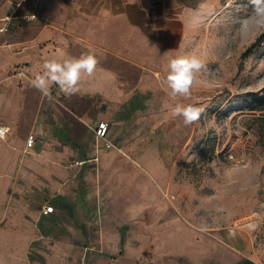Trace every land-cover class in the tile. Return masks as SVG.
Instances as JSON below:
<instances>
[{
  "label": "crops",
  "instance_id": "0c3cea01",
  "mask_svg": "<svg viewBox=\"0 0 264 264\" xmlns=\"http://www.w3.org/2000/svg\"><path fill=\"white\" fill-rule=\"evenodd\" d=\"M195 2L0 0V23L11 16L0 35V126L8 128L0 135V264H108L97 252H122L125 227L118 239L109 218L123 213L107 212L103 203L123 192L112 170L120 154L107 144L114 140L109 123L144 111L153 81L170 59L184 56ZM88 52L98 65L78 93L66 96L52 85L49 98L30 86L46 61ZM102 121L106 138L95 131ZM134 161L162 196L150 200L159 217L170 186L151 161ZM46 205L54 211L44 214ZM229 232L233 264H260L243 236Z\"/></svg>",
  "mask_w": 264,
  "mask_h": 264
},
{
  "label": "rangeland",
  "instance_id": "374dc122",
  "mask_svg": "<svg viewBox=\"0 0 264 264\" xmlns=\"http://www.w3.org/2000/svg\"><path fill=\"white\" fill-rule=\"evenodd\" d=\"M195 5L183 54L206 68L197 74L191 96L168 95L166 67L153 81L144 111L109 123L120 154L112 170L123 192L103 203L107 212L123 213L109 220L118 239L125 227V237L122 252H97L108 264L124 258L127 264H233L238 256L228 241H236L230 230L264 264V111L253 109L264 94V39L249 49L264 28L255 25L249 0ZM177 103L204 112L185 126L182 117L170 115ZM140 158L151 161L170 186L159 217L150 200L162 196L149 189L146 171L134 161ZM128 178L133 195L127 193Z\"/></svg>",
  "mask_w": 264,
  "mask_h": 264
},
{
  "label": "clouds",
  "instance_id": "9594fccd",
  "mask_svg": "<svg viewBox=\"0 0 264 264\" xmlns=\"http://www.w3.org/2000/svg\"><path fill=\"white\" fill-rule=\"evenodd\" d=\"M249 3L252 6L255 25L264 28V0H249ZM97 65L98 59L92 52L82 54L78 58L65 57L59 61L51 59L42 65V71L31 78L29 84L49 98H51L52 85L58 86L64 95L71 96L79 92V83L85 76H92ZM205 68L204 62L196 56L170 59L165 78L168 95L172 99L189 98L194 82L198 79L197 74ZM203 112V107L177 103L171 107L170 115L173 118L182 117L184 125L188 126L197 122ZM3 131L0 129V135Z\"/></svg>",
  "mask_w": 264,
  "mask_h": 264
},
{
  "label": "built area",
  "instance_id": "2783aa9c",
  "mask_svg": "<svg viewBox=\"0 0 264 264\" xmlns=\"http://www.w3.org/2000/svg\"><path fill=\"white\" fill-rule=\"evenodd\" d=\"M34 17H36V15H31V18H34ZM10 19H11V16H7L4 19V22L0 23V35L7 30V22ZM0 129L4 130L2 135H4L8 130V128L3 127V126H0ZM107 130H108V122H105V121L100 122L99 125L97 126V128L95 129L97 137L106 138ZM34 142H35V136L32 134V135H30L27 144H28V146H32L34 144ZM107 144H108V146H111L112 142L108 141ZM53 211H54V206H52V205H46L43 208L44 214H49V213H52Z\"/></svg>",
  "mask_w": 264,
  "mask_h": 264
},
{
  "label": "trees",
  "instance_id": "16d2710c",
  "mask_svg": "<svg viewBox=\"0 0 264 264\" xmlns=\"http://www.w3.org/2000/svg\"><path fill=\"white\" fill-rule=\"evenodd\" d=\"M262 39H264V32L261 33L257 37V40L254 43H252V45L249 47V49L255 47ZM253 109L258 110V111H264V94L255 99V102L253 104ZM260 121H261V124L263 127L262 130L264 132V114L261 115Z\"/></svg>",
  "mask_w": 264,
  "mask_h": 264
}]
</instances>
